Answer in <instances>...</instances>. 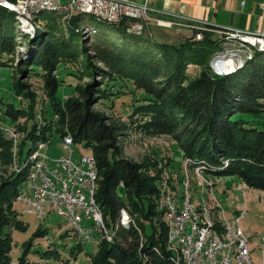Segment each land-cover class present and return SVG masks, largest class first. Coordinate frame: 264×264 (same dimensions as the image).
Instances as JSON below:
<instances>
[{
    "label": "trees",
    "instance_id": "trees-1",
    "mask_svg": "<svg viewBox=\"0 0 264 264\" xmlns=\"http://www.w3.org/2000/svg\"><path fill=\"white\" fill-rule=\"evenodd\" d=\"M85 19L130 37L120 43L97 39L89 49L92 54L88 60L103 65L92 64L96 75L121 79L140 92L133 99L136 104L129 116L133 128L152 137L170 136L191 165L214 176H238L248 188L260 191H264V52L255 49L242 69L221 75L213 73L211 60L223 52L226 40L215 39L212 30L203 32L202 40L194 35L181 43L146 45L142 36L127 32L128 20L111 24L78 16L72 19L70 28L65 27L69 37L58 38L59 42L47 38L49 31L39 32L33 42L35 48L25 61L32 71L43 69L50 90L44 123L34 119L27 140L46 141L56 126L60 137L70 136L76 145L89 148L98 172L96 203L104 219L119 226L114 241L111 236V243H100L90 264H178L167 251V227L156 210V179L147 178L139 165L121 157L118 137L124 128L95 110L94 94L103 91L94 84L77 88L78 96L65 103L57 97L60 81L53 72L64 58L77 55L81 36L75 27L86 23ZM17 21L16 14L0 7V58L14 53ZM88 26L91 32L95 30L94 36L99 35L96 28ZM190 65L201 68L196 78H190L187 72ZM26 111L11 106L5 114L13 122L24 116L33 119L37 109L30 97ZM46 112H52L57 120L48 121ZM12 146L0 130V161L4 167L12 165ZM37 149L32 145L24 164L16 166L15 172L0 183V264L12 263L13 231L28 229L14 210V203L26 185L30 170L27 163ZM123 209L130 219L133 217L128 227L120 222ZM147 223L153 228L152 234L146 231ZM37 236H46V232L40 229ZM75 249L80 251L82 244L72 249L74 256ZM27 250L19 264L28 263ZM45 256L58 257L60 252L51 249Z\"/></svg>",
    "mask_w": 264,
    "mask_h": 264
},
{
    "label": "rangeland",
    "instance_id": "rangeland-1",
    "mask_svg": "<svg viewBox=\"0 0 264 264\" xmlns=\"http://www.w3.org/2000/svg\"><path fill=\"white\" fill-rule=\"evenodd\" d=\"M130 1L142 4L146 2V0ZM150 6L158 7L159 2L157 0H150ZM64 16L65 14H60L59 12H46L41 14L36 24L39 27L41 25L43 27H41L40 31L36 26L35 28H29L28 32L30 35L26 33V29L20 27L22 23L20 24L17 21L15 32L18 36L15 39L14 53L9 57L3 56L0 58L3 62V64H0V130L13 143L11 150L12 165L4 167L0 161V183L3 179L9 177L11 173L15 172L16 166L20 168V164H24L32 145L36 148L38 145L40 146L45 143L46 149L44 152L52 158H59L65 153L62 149V138L64 136L60 137L56 131V126L52 128V132H49L46 141L40 140L32 143L27 140L34 121L36 120L39 124L44 123V107L48 102L50 90L46 87L43 69L35 68L32 71L30 66L25 63L30 58L32 49L35 48L33 42L38 37L39 32L49 31L51 35H47V38H51L53 43L59 42L60 40L58 38L63 39L69 37L67 36L68 32L65 27H71L72 19L64 20ZM151 16L154 18L158 17L155 14ZM88 18L104 22L95 16ZM85 22L96 28L99 31V35L94 36L95 30L93 29L91 32V28L84 22H80L75 27L76 32L81 36L79 51L72 59L64 58L60 62L57 68L58 70L53 72L54 77L60 81V89L57 97L62 103H65L67 100L78 96L77 88L86 89L88 86L97 85V89L103 92L102 94H94L95 110L106 116L109 122L124 128L118 137L121 157L129 159L139 165L141 172L147 178L152 180L156 179L159 194L155 203L156 210L161 213L160 219H162V222L166 225L165 215L158 209V203L162 198L163 191H174L181 198L182 192L183 196L186 194V186L182 183L185 179L191 185L188 193L193 204L196 207L204 204L207 205L215 214L216 219L223 220L220 205L231 221L235 220L241 212L247 211L246 217L241 222V228L243 234L249 240V248L253 261L255 264H264V242L262 241V236L264 235V191L248 188L238 176H214L207 174L205 171H200L198 166L191 165L190 160L184 158L176 141L170 136L152 137L133 128L129 123V116L130 112H132V106L136 104L133 99L140 92H135V89L130 83L124 82L121 79H112L110 77L96 75L92 64H97L100 67H103V65L94 60H88V56L92 54L89 49L97 39H107L120 43V41L125 42L129 40L130 37L119 33L106 24H98L89 19H85ZM87 28L90 31L88 34L84 31ZM206 31L211 30L206 28L196 29L195 32L197 34H194V30L193 32L182 31L186 35H189V37H178L175 28L171 30L165 29L151 22L147 25L145 33L140 38L146 41V45H151L150 43L152 42L173 44L181 43L194 35L196 40H202L203 32ZM141 33V31L130 30L129 34L138 36ZM23 34L26 36H23ZM213 34L215 35V39L219 41L226 40L227 36L220 30H214ZM223 46V52L217 53L211 60V68L216 58L218 60L217 64L219 63L220 55H235L234 61L237 67L234 70L236 71L240 68L242 69V66L254 56V52L250 53L245 47L242 48L236 42H227L226 40ZM252 48L250 47V49ZM242 49L244 51L240 52ZM253 50L255 49L253 48ZM243 61L245 62L241 65ZM187 72L190 78H196L201 73V68L190 65L188 66ZM222 72V70L219 72V70L215 69L213 71V73L221 75L231 74H224ZM101 95L103 97H100ZM29 97L33 100L34 107L37 109L35 116H33V119H31L32 116H24L13 122L5 114L6 110L14 106L15 109L27 110L26 112H29ZM46 115L48 121L57 120V117L52 112H46ZM5 130L14 132L15 139H10L6 135ZM24 144L26 145L24 146ZM22 146L24 147L23 154L21 155L20 149ZM75 149L76 152L73 159L76 163L80 162L81 156L94 157L89 148L76 145ZM209 183L214 184L213 191L208 188ZM14 210L19 214L20 219L28 225V229L26 232L13 231L14 248L11 264H19L20 258L26 249H28L27 264H90L91 255L97 252L102 242H109L107 235L100 233V236L96 234V238L102 240L101 244L95 243L94 241L88 244L83 243L80 237L74 233L72 227L68 225L66 219L57 213L40 217L36 214L26 212L25 205L17 200L14 203ZM101 212L103 214V210ZM131 219L133 221V217ZM103 220L107 230H109L107 231L108 236H113L114 241L119 229L118 223L115 224L111 220ZM40 229L46 232V236H37ZM146 231L148 234L153 233V228L150 223H147ZM79 243L82 244V249L80 251L75 249L77 255L74 256L72 249L77 247ZM51 249H57L60 252V256L46 257V252Z\"/></svg>",
    "mask_w": 264,
    "mask_h": 264
},
{
    "label": "built area",
    "instance_id": "built-area-1",
    "mask_svg": "<svg viewBox=\"0 0 264 264\" xmlns=\"http://www.w3.org/2000/svg\"><path fill=\"white\" fill-rule=\"evenodd\" d=\"M52 3H60L69 9L82 8L84 12L102 15L117 24L128 20L127 28L129 30L145 32L147 25L151 22L165 29L179 25L174 21L151 16L158 12L150 6V0H146L144 4L130 0H0V5L18 8L19 12L27 17L28 22L33 8ZM75 17L72 16V18ZM186 23L187 27L194 25L192 22ZM197 26L198 29H205L201 22ZM220 31L227 36V41L236 42L248 51H250V47L264 50L263 36L239 30L222 29ZM241 51L243 52L244 49ZM250 53L252 52L250 51ZM212 69L218 70V65H213ZM62 139V149L65 153L59 158H52L44 152L45 143L42 152L32 156L38 159L37 170L34 172L33 179L27 182V190L19 192L20 200L25 205V211L30 212L28 197L36 196L41 216L57 213L65 218L67 223L81 224L100 236V232L109 230H98V223L101 221L98 218V210H94V203L90 199V184L96 175L95 158L81 156L80 162L76 163L73 159L76 152L74 140L72 137ZM182 183L185 184V189H191L188 181L184 179ZM208 188L213 191L214 184L209 183ZM181 195L179 198V195L174 191L164 193L158 203V209L169 217L170 230L174 234L172 255L174 246H186L188 255L194 257V264H228V258L233 249V239H241L240 261L235 264H255L253 259H250V252H246L245 235L231 231V237H224L221 228L211 230V213H209V223L195 222V214H191L187 201L183 199V192ZM220 208L222 209V219L227 221L228 228L231 230V219L226 216L221 205ZM246 215L247 211H243L236 217L240 225ZM128 217L129 215L124 214L123 211L122 218ZM189 223H197V231H201L198 245H190V236L194 232H189ZM205 233H212V246H202V238H205ZM262 241L264 242V235Z\"/></svg>",
    "mask_w": 264,
    "mask_h": 264
},
{
    "label": "bare ground",
    "instance_id": "bare-ground-1",
    "mask_svg": "<svg viewBox=\"0 0 264 264\" xmlns=\"http://www.w3.org/2000/svg\"><path fill=\"white\" fill-rule=\"evenodd\" d=\"M0 7L5 8V9L9 10L10 12L16 14L20 24L22 23V25H20V27H22L23 29H26L27 34H29V32H28L29 28H35V26H36V27H38V29H41V26L40 27L37 26L38 24H36V23H38V21H37L38 17L41 14L46 13V12H59L60 14H65L64 20L73 19L72 16H76V17H78V16H85V17L95 16L96 18H99V19L103 20L104 22H108L111 24L114 23L113 21L106 19V17H104L102 15H97V14H94L93 12H84V9H82V8H70L69 9V8H66L64 5H60L59 3L38 5V7L33 8L31 10V13H30L29 22L27 21V17L22 15L19 12L18 8L7 7L6 5H0ZM84 31L86 32V34L90 33L88 28H87V30H84ZM134 31H139V30H134ZM127 32L130 33V30L128 28H127ZM144 33L145 32H142L141 34H138V36H142ZM134 34H136V33H134ZM249 50L251 52H254V53L256 52V50H253V49H249ZM258 51L264 52V50H258ZM220 56L221 57L219 58L220 59L219 63L217 64L218 60L216 58L212 64V66L218 65L219 72L222 70L223 71L222 73H224V74L231 73L237 67V65L234 61L236 56L235 55H229V56L220 55ZM241 60H244V59H241ZM244 62L245 61H243L241 63V65H243ZM212 71H214V69H212ZM226 71H231V72H226ZM5 133L10 139H12V140L15 139V133L14 132H12L10 130H5ZM64 138H70V136H66ZM43 149H44V144H41L40 146L38 145V149L31 155V159L29 160V163H27V164H30V170H29L27 182H30V180L33 179L34 172L37 170V166H38V159H35V157H32V156L33 155H39L40 151ZM199 170L202 171V168H199ZM95 171H96V175H94V181L91 182V184H90V199L94 203V210H98V218L101 221L98 223V230H107L106 224L103 220L104 218H102L103 214H101L102 212H101L99 206L97 205L96 198H95L96 192H97V181H98V172H97L96 163H95ZM27 182H26V185H25L24 189L22 190V192H25L27 190ZM188 191H189V189H186V192H185L186 194L184 193L185 195L183 196V199H185L187 201V203L189 205V209L191 211V214H195V222L209 223V213H211L210 214L211 230H219V228H221V230H223L224 237H231V231L233 233H241V235H244L242 228H241V225L239 224L238 218L231 221V230H230V228H228L227 221L221 220V219H216L215 214L212 212V210L207 205L204 204V205H200V206L196 207L193 204L192 199H191ZM164 193H170V192L163 191L162 194H164ZM17 201L23 204L22 200H20V194L17 198ZM28 206L30 208L29 213L36 214L40 217H44V216H41V210H39V208H38V201H37L36 196H29L28 197ZM123 211H124V214L129 215L127 211L122 210L120 222L123 226L128 227L131 224V219H130V217L122 218ZM165 218H166L165 219L166 220V226L168 228L167 247H168V251L172 252V243H174V234H173L172 230H170L169 217L167 215H165ZM68 225H70L72 227L74 233L80 237V240H82L83 243L88 244L89 242L94 241L95 243L97 242L98 244H100L102 242V240L96 238V234H94L93 231H90V228H85L83 225L78 224V223H68ZM189 232H194V234L192 236H190V245H198V243L201 239V231H197V223H189ZM100 233L107 235L109 242L112 241V237L108 236L107 231H102ZM244 244L246 246V252H250V259H252L251 250L249 248V240L245 236H244ZM212 245H213L212 233H205V238H202V246H212ZM240 250H241V239H233V249L231 250L229 258H228V264H235V263H238V261H240ZM173 257L178 264H194V257H190V255H188L187 250H186V246H174Z\"/></svg>",
    "mask_w": 264,
    "mask_h": 264
},
{
    "label": "crops",
    "instance_id": "crops-1",
    "mask_svg": "<svg viewBox=\"0 0 264 264\" xmlns=\"http://www.w3.org/2000/svg\"><path fill=\"white\" fill-rule=\"evenodd\" d=\"M153 8L159 19L179 25L178 37H189L182 31L198 29L201 22L209 30H239L264 37V0H157ZM186 22L194 25L187 27ZM186 23V24H185ZM170 29V30H171Z\"/></svg>",
    "mask_w": 264,
    "mask_h": 264
}]
</instances>
